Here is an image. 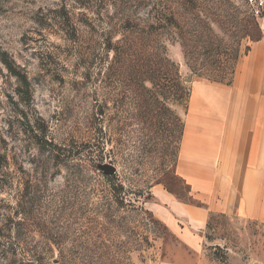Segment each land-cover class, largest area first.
<instances>
[{"label": "rangeland", "instance_id": "obj_1", "mask_svg": "<svg viewBox=\"0 0 264 264\" xmlns=\"http://www.w3.org/2000/svg\"><path fill=\"white\" fill-rule=\"evenodd\" d=\"M129 26H179L156 42L177 66L187 101L153 96L149 83L138 90L128 71L127 80L103 75L107 40ZM260 26L244 0H0V264L261 257L264 222L225 209L212 191L218 161L200 163L210 174L204 187L180 171L193 94L232 85L203 75L236 55L243 72L262 66ZM9 67L27 78L28 94ZM136 99L160 108L153 115L164 130L132 118ZM167 109L183 121L181 141ZM95 127L105 134L101 153L90 148Z\"/></svg>", "mask_w": 264, "mask_h": 264}, {"label": "crops", "instance_id": "obj_2", "mask_svg": "<svg viewBox=\"0 0 264 264\" xmlns=\"http://www.w3.org/2000/svg\"><path fill=\"white\" fill-rule=\"evenodd\" d=\"M239 62L231 86L193 94L180 171L204 187L210 174L200 163L218 161L221 178L218 185L212 183V191L221 192L223 207L246 220L264 222V61L249 72ZM222 175L231 188L226 190ZM238 264H264V253Z\"/></svg>", "mask_w": 264, "mask_h": 264}, {"label": "trees", "instance_id": "obj_3", "mask_svg": "<svg viewBox=\"0 0 264 264\" xmlns=\"http://www.w3.org/2000/svg\"><path fill=\"white\" fill-rule=\"evenodd\" d=\"M176 29H179V26H149L147 29L132 28V26H129L115 43H112L108 39L104 49L105 52L111 54V60L108 62L103 75L112 82L113 79H119V77L123 79L127 78L124 76V72L128 71L131 74L130 76H133L132 80L136 84L133 83L138 90L139 82L149 83L153 91H148L153 96H158L159 94L163 96L170 95L176 101H187L189 93L179 78L177 66L166 57L165 48L156 42L160 36L167 35ZM237 60L238 57L236 55L231 65L228 58L219 59L216 65L209 70L211 75L203 76L211 82L229 85L234 75ZM193 70L196 69L193 68ZM9 71L19 79L28 94L29 84L27 78L19 72H16L12 67H9ZM124 86L129 87L130 84L126 82ZM141 87H143V84ZM136 97L138 99V96ZM137 99L135 100V114L132 115V118L140 121L142 125H147L151 130L158 128V126L164 130V126L166 125L163 123L162 117L158 119V116L153 115L154 112H159L160 108L153 106L147 107L145 104L143 106L144 108L140 107V102L138 103ZM144 101L146 103L148 102L146 99ZM167 110L168 118L166 117L165 119L172 121L173 124L177 122L181 141L184 130L183 121L171 112V110ZM95 115L97 116L95 121L100 122L103 120L102 116L104 114L101 110L96 112ZM152 118H155V123L151 122ZM123 127H129V124L127 125L124 122ZM101 129V127H95V132L90 137V148L93 151H98V153H101L99 149L102 147L103 139H105V134ZM120 131H123V128H120Z\"/></svg>", "mask_w": 264, "mask_h": 264}, {"label": "built area", "instance_id": "obj_4", "mask_svg": "<svg viewBox=\"0 0 264 264\" xmlns=\"http://www.w3.org/2000/svg\"><path fill=\"white\" fill-rule=\"evenodd\" d=\"M250 15L261 25L264 31V0H244Z\"/></svg>", "mask_w": 264, "mask_h": 264}]
</instances>
